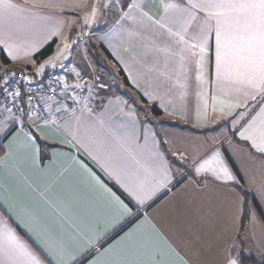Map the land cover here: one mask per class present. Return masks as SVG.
<instances>
[{
    "label": "crops",
    "instance_id": "crops-1",
    "mask_svg": "<svg viewBox=\"0 0 264 264\" xmlns=\"http://www.w3.org/2000/svg\"><path fill=\"white\" fill-rule=\"evenodd\" d=\"M12 2L23 11L0 19V40L12 45L10 54L0 43L8 61L0 58V92L8 70L25 72L33 84L48 77L49 61L63 67L61 73L54 67L51 80L71 82L85 74L90 45L106 50L112 60L101 56V66L117 75L105 74L98 94L96 85L84 98L68 92L50 103L48 125L28 114L21 125L7 129L8 118L0 114V232L11 229L42 264L55 261L38 241L62 245L76 256L73 264H91L117 242L128 244L121 240L127 234L159 252L165 264H228L238 260L240 251L264 259V152L239 135L254 118L253 128H264L259 115L264 92L234 76L217 77L216 20L199 10L192 18L188 0H126L117 6L110 26L91 16L96 0ZM165 4L178 7L166 9ZM205 28L210 30L201 65L200 49L191 45ZM54 29L59 34L50 37ZM54 40L50 56L33 59ZM66 43L70 47L55 59ZM150 106L161 114L152 117ZM217 151L220 162L197 174L196 167ZM221 164L233 179L224 176ZM113 169L127 187L109 174ZM165 170L167 187L141 204L134 193L155 187ZM90 172L131 214L112 201ZM243 192L262 218L255 207L247 208L248 225L240 234ZM179 216L194 221L187 220L184 228ZM173 220L176 228L165 231L162 224Z\"/></svg>",
    "mask_w": 264,
    "mask_h": 264
},
{
    "label": "snow or ice",
    "instance_id": "snow-or-ice-1",
    "mask_svg": "<svg viewBox=\"0 0 264 264\" xmlns=\"http://www.w3.org/2000/svg\"><path fill=\"white\" fill-rule=\"evenodd\" d=\"M189 13L192 18H195L196 10L207 14L208 19L216 20V70L217 77L234 76L237 82H245L249 87L256 92H264V0H188ZM83 5H77L82 7ZM138 6V5H136ZM166 9L177 8L175 4H165ZM23 9L19 5L12 2V0H0V19H9L13 15L21 13ZM96 9L93 7L91 16L95 17ZM127 15V14H126ZM85 16V22L88 20ZM210 29H202L198 37V43L192 44V48L199 47L201 59L198 63L202 65L203 54L206 52L208 31ZM59 29H54L49 33L50 37H56L59 34ZM183 42V37H181ZM4 47L9 49L11 54L12 45L6 40H0ZM70 47L65 44L64 47L57 54L55 59H59L64 52ZM53 63V61H49ZM44 65H41L40 71H43ZM18 94V93H17ZM255 97L253 96V99ZM264 116V109L261 114ZM253 122L244 128L239 135L242 139L252 142L253 147L264 152V128L254 129ZM257 135L260 142L257 143ZM30 146L33 148L34 153H38L39 149L35 145L32 137H29ZM221 153L215 152L209 160L200 163L195 171L197 174L210 170L213 161L220 162ZM108 171V169H105ZM213 171H215L213 169ZM220 171L224 173L227 179H233L229 175L227 168L221 164ZM93 179L100 185L101 188L108 194V196L124 209L125 214H131V210L120 200L110 188H107L101 183L98 177L93 173ZM110 175L115 176L117 183L122 187H127L123 177L115 169L111 170ZM167 170L161 176L156 186L148 191L142 193H134L141 204L145 199L151 197L160 188H166L169 183ZM154 230H155V226ZM97 240L100 237H96ZM127 239L129 242L122 245L117 242V245H112L106 248L104 252L98 253L96 259L91 264H165L160 257L159 252L152 253L146 243L140 242L127 234L121 240ZM42 247L53 258L55 264H73L76 256L70 255L62 245H55L51 247L44 244ZM90 241L88 247H93ZM174 251V250H173ZM76 255H79L77 253ZM178 255V254H177ZM0 264H42V261L36 258L32 251L16 236L11 230L5 228L0 232ZM180 264H187V261L181 260ZM228 264H238L237 260L229 259Z\"/></svg>",
    "mask_w": 264,
    "mask_h": 264
},
{
    "label": "built area",
    "instance_id": "built-area-1",
    "mask_svg": "<svg viewBox=\"0 0 264 264\" xmlns=\"http://www.w3.org/2000/svg\"><path fill=\"white\" fill-rule=\"evenodd\" d=\"M94 85L95 77L89 74H79L68 83L50 80L30 84L27 74L10 70L0 92V114H4L9 120L7 129L21 125L28 114L36 123L48 125L51 122L47 109L50 103L68 92H78L84 98Z\"/></svg>",
    "mask_w": 264,
    "mask_h": 264
},
{
    "label": "rangeland",
    "instance_id": "rangeland-1",
    "mask_svg": "<svg viewBox=\"0 0 264 264\" xmlns=\"http://www.w3.org/2000/svg\"><path fill=\"white\" fill-rule=\"evenodd\" d=\"M126 0H96V2H97V7H96V14H95V18H98V20H102V25L103 26H110L111 24H113V22H114V20L116 19V17H117V14H118V5L119 4H123L124 2H125ZM115 2H117V5L115 6ZM95 25H98V24H95ZM98 42V41H97ZM96 42V43H97ZM98 45V44H97ZM94 47H96L97 49H96V51H100L99 53L100 54H102L103 53V50H102V46H94ZM94 47H92V48H94ZM94 51H95V49H93L92 50V53H94ZM76 53H78L77 51H75ZM104 54V53H103ZM78 56H79V53H78ZM91 57H93V55L91 54L90 55ZM90 56H89V54H88V57H89V59H90ZM102 58H104V57H102ZM91 60V59H90ZM105 60V59H104ZM65 64L67 63V61H65L64 62ZM90 63H92V62H90ZM92 65V67H94V72H95V75L97 76V77H99V79H97V82H99V83H102L103 82V77H105L106 75L105 74H107V78H109V75L112 73V71L117 75V71L116 70H114V69H112V70H109V69H111V68H108V70H106V69H104V67L103 66H98V65H96L95 64V62L93 61V64H91ZM54 67H57V73H61V71H62V69H63V67L61 66V65H56V62H54V63H52V64H49V68H48V72H46V73H48V77L46 78V79H44L45 81H50L51 79H53L54 78V74H55V71H54ZM22 70H26L25 68H22ZM84 72L87 74V73H89L90 71L85 67V70H84ZM89 75H91V74H89ZM115 75V76H116ZM6 76V75H5ZM5 76L3 77V82H4V79H5ZM112 77H114L113 75H112ZM112 77H110V78H112ZM101 78V79H100ZM115 78V77H114ZM99 80V81H98ZM115 80L112 78L111 79V83H113ZM104 82H106V81H104ZM103 82V83H104ZM107 82H109V79H108V81ZM99 83H97V89H96V92H97V94L100 92L99 90H101V89H104V87H102L101 86V84H99ZM102 83V84H103ZM116 83H118V81H116ZM106 84H108V83H106ZM1 87H3V83L1 84ZM136 95V97L137 98H139V96L137 95V94H135ZM155 96H156V94H155ZM152 117H153V115H152ZM195 141V140H194ZM252 201H250L249 203H247L248 204V206H247V208H249V207H254L253 206V204L251 203ZM244 205V204H243ZM247 208H246V212H247V216H248V210H247ZM242 216H245L244 215V213H243V215ZM253 216H256V215H253ZM258 216H262V214H259ZM180 218H182L183 217V219L182 220H180V224L185 228V223H186V221L187 220H190V219H192L193 221H194V218H193V216H179ZM249 217V216H248ZM174 222V220L173 221H171V222H166V224H162V227L163 228H165V231H169L170 229H173V228H176V227H173V225H172V223ZM209 221L208 220H203L202 221V223H204V224H207ZM197 223L196 222H194V231H193V236H197V232H196V230H198V228H197V225H196ZM246 225H248V224H246ZM241 226V225H240ZM236 227H239V224L236 226ZM171 235H172V233L171 232H169ZM213 238L214 237H212L211 239L213 240ZM217 239H218V237H217ZM219 241V240H218ZM254 243V242H253ZM257 243L258 242H256V245H257ZM255 244V243H254Z\"/></svg>",
    "mask_w": 264,
    "mask_h": 264
},
{
    "label": "trees",
    "instance_id": "trees-1",
    "mask_svg": "<svg viewBox=\"0 0 264 264\" xmlns=\"http://www.w3.org/2000/svg\"><path fill=\"white\" fill-rule=\"evenodd\" d=\"M56 43H57V41L56 40H54V41H52L50 44H48L42 51H40L37 55H35L34 56V60H43V59H45V58H47L48 56H50L51 54H52V52L54 51V47H55V45H56ZM90 48H88V54H89V56L92 54L93 55V57H91L90 56V62H92V63H87V65H85L86 66V68L90 71L89 73H87V74H91V77L93 76V77H95V85H94V87L97 85V79H99V77H97L96 75H95V72H94V67H92L91 66V64H93V61L95 62V64L96 65H98V66H101V56H103L104 57V59H106V60H112V58H111V56L106 52V50L102 47V50H103V53L102 54H99V51H96V48H92L93 46H89ZM93 49H95V51H94V53H92V50ZM0 58L2 59V61L5 63V64H8V61H7V59L4 57V55H3V53L0 51ZM106 64V63H105ZM104 64V65H105ZM106 67V66H105ZM104 67V68H105ZM84 69H85V67H84ZM106 70H107V68H105ZM10 70H8L7 72H9ZM17 71H19V70H17ZM86 74V73H85ZM101 79V78H100ZM123 79H125V78H123ZM41 82L42 81H44V80H40ZM125 81V80H124ZM125 83H127L126 81H125ZM126 85H128V84H126ZM128 92V91H127ZM145 103V102H144ZM148 110L152 113V115H154V116H159L161 113H160V111L159 110H157V108L156 107H154V106H150L149 108H148ZM147 110V112H149ZM150 113V114H151ZM3 150L2 149H0V154H1V152H2ZM114 188V187H113ZM120 196H121V198L123 199V200H125L128 204H129V206H131V203H129V201L120 193V192H118L117 190H115ZM243 194V196H244V210H243V213H244V215L245 216H242V223H241V227H240V234H242L243 232H244V229H245V226H246V224H247V220H248V216H247V212H246V208H247V206H248V204L247 203H249L250 201H252L251 199H250V196L249 195H247V194H245L244 192L242 193ZM253 204V206L256 208V210H257V212H258V214H261L260 213V210L258 209V207H257V205H256V203L255 202H253L252 203ZM261 218H262V216H260ZM238 243L239 244H241V239H240V237H239V239H238ZM238 260H237V262H238V264H264V259H262V260H257L255 257H253V256H251V255H246L245 253H243V251H240V252H238ZM84 262V260L83 261H81L79 264H82Z\"/></svg>",
    "mask_w": 264,
    "mask_h": 264
}]
</instances>
